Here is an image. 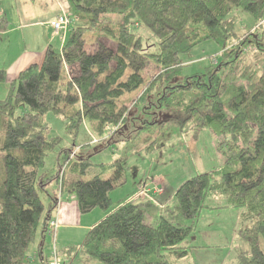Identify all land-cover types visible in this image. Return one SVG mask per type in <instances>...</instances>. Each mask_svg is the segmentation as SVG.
Wrapping results in <instances>:
<instances>
[{
  "label": "trees",
  "instance_id": "1",
  "mask_svg": "<svg viewBox=\"0 0 264 264\" xmlns=\"http://www.w3.org/2000/svg\"><path fill=\"white\" fill-rule=\"evenodd\" d=\"M238 10L254 21L242 33L235 30ZM65 11L69 28L61 45L49 44L41 62L19 71L0 98V264H24L37 236L39 264H46L42 248L59 192L74 195L81 214L106 212L78 248L66 247L103 264H181L200 210L221 207L205 205L207 196L238 210L236 234L245 246L229 264H264V0H66ZM137 25L156 37L152 49H145ZM6 27L0 18V30ZM208 38L219 45L221 60L205 67V77L179 80L180 54ZM149 63L159 71L146 82ZM130 93L131 106L154 98L144 112L158 109L132 129L146 132L143 146L133 148L128 134L117 158L93 163L71 143L59 150L54 173L41 171L58 140L48 135V111L72 137L87 119L96 135L109 138L128 117ZM169 122L195 132L209 127L222 165L181 182L174 205L152 219L133 201L111 207L109 192L126 181L128 156L159 149L153 128Z\"/></svg>",
  "mask_w": 264,
  "mask_h": 264
},
{
  "label": "rangeland",
  "instance_id": "2",
  "mask_svg": "<svg viewBox=\"0 0 264 264\" xmlns=\"http://www.w3.org/2000/svg\"><path fill=\"white\" fill-rule=\"evenodd\" d=\"M59 2V5L62 7L57 14L64 12L66 9V0H59ZM237 15L235 30L238 33H242L245 29L250 28L254 24L250 14L238 10ZM10 24L11 27L15 26L12 20ZM68 26L66 29L60 31H55L52 27L51 29L53 33L62 36L61 38L64 39L65 33L69 28ZM136 27L138 34L142 36L144 40L143 45L145 49H152V44L157 41L156 37L150 34L141 25H137ZM9 37L12 38V42L14 41L8 44L11 51L13 49L16 50V43L14 40L15 29H13ZM52 37L54 36L52 35ZM51 45L59 47L57 40ZM85 47L87 50L91 49L90 45H86ZM180 59L182 68L181 74L178 77L179 80L183 76L192 75L194 73L205 77V67L215 63V61L219 62L221 60L220 48L213 39L208 38L194 45L189 51L181 53ZM158 71L159 69L154 66L153 63H149L143 70V75L147 78L146 82L153 78ZM5 81L6 79L0 82V85ZM8 91L9 84L4 88L6 94L4 93L0 97H5ZM139 92L140 90L136 93V96ZM134 97L135 94L130 93L126 95V98L129 100L125 104L130 107L128 117L109 138H107L108 133L102 134L101 136L96 135L87 119L82 120L77 133L72 137L65 132L63 119L52 111H48L44 116L49 129L48 135L57 136L58 140L53 149L47 151L44 157L45 166L41 171L44 170L46 175L54 173L56 169V160L59 157V150L71 145V143L75 144V146H73V152L75 151L78 156H89V159L93 163H107L115 157L117 158L122 150L121 147L124 143L123 139L126 138L128 134L133 136L131 139H128V143L133 148L143 146L142 137L146 132L142 131L138 134L132 131V129H134L136 125L142 123L140 120L141 117L151 119L152 115L150 112L158 109H154V106H150L146 108V112H144V107L149 105L150 100H154V98H145L137 105L131 106L130 104H132L131 101ZM122 100L123 98H120L117 102L120 103ZM161 115L162 114L159 113L158 118H160ZM109 127L111 128L112 126ZM152 132L155 133L160 148L150 152L131 154L128 156L126 181L112 188L109 192L111 207L117 206L127 200L142 201V198L146 199L148 197L152 200L155 196V192L160 194L164 191L161 185L163 182L167 188L166 193L162 196V199L165 200L171 197V189L177 187L184 180L202 171H208L213 167L222 165V156L216 149L215 138L209 127H203L195 132L189 125L180 129L176 124L169 122L156 124ZM59 160L62 161V156H60ZM70 175L71 174H68L67 178H69ZM110 175L111 171H105L103 173L105 178ZM145 186H147L146 188L150 187L146 192ZM153 188H159L160 190L157 191ZM164 200L162 210L172 207L175 203L174 198L169 201ZM155 201L161 203L158 199H155ZM223 201V198L213 199L212 196H207L205 198V205L220 203L219 205H221V207L212 208L206 205L200 210L194 227L187 236V243L192 246L188 255L180 259L181 264H229L230 261L233 262L235 260L234 257L232 259L231 257L236 252V249L245 246V243L236 234L239 223L238 210L231 206H223ZM105 214V211L101 208L95 207L81 215L92 218L101 217L102 219ZM86 218L87 217H83V222H85ZM148 218L152 219L150 216H148ZM177 218L181 223H186V220H182L179 217ZM101 219L96 220L95 223ZM86 231V229L81 227L71 229L69 233L66 232L65 235L60 238L56 235L57 238L54 240L49 237L50 235H46L48 237L43 246V256L45 259L48 258L46 261L52 259V253L55 250L57 258H59L63 264H103L96 258L83 254L78 249L66 251V247L68 246H75L78 248L83 241ZM62 241L64 242L61 243ZM262 246L264 248L263 242ZM35 247L36 244L33 243L27 250V253L34 252V250H36Z\"/></svg>",
  "mask_w": 264,
  "mask_h": 264
},
{
  "label": "crops",
  "instance_id": "3",
  "mask_svg": "<svg viewBox=\"0 0 264 264\" xmlns=\"http://www.w3.org/2000/svg\"><path fill=\"white\" fill-rule=\"evenodd\" d=\"M59 3V0H0V18L4 19L7 23L6 29L0 30V69H3L6 74V81L0 85V96L5 93L4 88L17 76L19 71L31 63L41 62L44 50L49 44H53L55 40H57L59 43L58 46L61 45L62 36L53 33L49 24L62 7ZM11 20L15 25L13 27L10 26ZM13 29H15L14 40L16 43V50L13 49L11 51L8 44L14 42H12V38L9 37ZM52 35L54 37H52ZM72 177H74L73 174H71L68 179ZM163 184H161L164 189L162 193L159 194L154 191V200L145 197L146 199L142 198V201H127H133L144 205L148 211L147 216L152 218L163 208L164 199H162V196L167 191L164 182ZM175 189L176 187L171 189V197L164 201L173 199ZM155 199H158L161 203L156 202ZM83 217H87L85 222L82 220ZM52 219H55L57 224L53 231L51 233L47 232L46 235H50L49 237L54 240L57 236L60 238L65 235L66 232L69 233L71 229L81 227L88 230L95 224V221L101 219V217L92 218L89 216H82L78 210L75 196L66 192H59L56 209L53 211ZM47 237L48 236H46V238ZM42 242L40 236H37L34 242V244H36V250L32 253H28L26 257L27 262H25V264H38L41 262L40 258L42 256H38L37 249L42 246ZM63 242L64 241L61 243ZM43 250L42 248V251ZM236 252L232 255L231 259L235 256ZM46 259L44 257L45 262Z\"/></svg>",
  "mask_w": 264,
  "mask_h": 264
},
{
  "label": "built area",
  "instance_id": "4",
  "mask_svg": "<svg viewBox=\"0 0 264 264\" xmlns=\"http://www.w3.org/2000/svg\"><path fill=\"white\" fill-rule=\"evenodd\" d=\"M69 25V18L67 15V12H61L60 14H57L54 19L50 22V26L55 30V31H60V30H64L67 28V26ZM147 186H145L144 188H146ZM150 188V187H149ZM146 188L145 192L149 189ZM154 190H160L159 188H153ZM57 224V221L55 219H52L49 221V228L47 229L48 233H51L53 231V229L55 228ZM53 257L51 260L46 261V264H63L59 258H57L56 256V251L54 250L52 253Z\"/></svg>",
  "mask_w": 264,
  "mask_h": 264
}]
</instances>
